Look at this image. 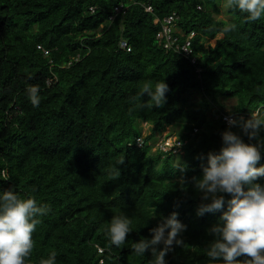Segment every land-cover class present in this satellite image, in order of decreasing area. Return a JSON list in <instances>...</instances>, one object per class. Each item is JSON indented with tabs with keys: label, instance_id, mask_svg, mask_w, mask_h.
I'll return each instance as SVG.
<instances>
[{
	"label": "trees",
	"instance_id": "16d2710c",
	"mask_svg": "<svg viewBox=\"0 0 264 264\" xmlns=\"http://www.w3.org/2000/svg\"><path fill=\"white\" fill-rule=\"evenodd\" d=\"M138 2L0 0V193L11 189L51 208L38 217L26 264H40L53 251L56 264H149L151 252L138 256L132 244L151 239L150 229L173 212L186 230L166 264H209V229L222 212L197 215L206 201L193 178H202L226 130L264 145V131L249 140L222 117H264V15L249 22L246 13L227 8L225 20L217 18L224 0H151L153 15ZM174 13L185 34H196L197 65L157 39L155 17ZM227 24L236 30L222 33ZM209 39L215 45L206 46ZM122 40L130 52L120 48ZM161 80L167 102L143 107L150 99L138 95L143 83ZM29 86L39 88L37 107ZM176 125L182 152L164 153L160 139ZM256 182L264 186V177ZM121 214L131 220L130 233L116 247L107 228Z\"/></svg>",
	"mask_w": 264,
	"mask_h": 264
},
{
	"label": "clouds",
	"instance_id": "9594fccd",
	"mask_svg": "<svg viewBox=\"0 0 264 264\" xmlns=\"http://www.w3.org/2000/svg\"><path fill=\"white\" fill-rule=\"evenodd\" d=\"M223 6L246 13L249 22L258 21L264 15V0H224ZM235 30V24H227L222 33ZM39 46L37 49L44 56L50 55L49 50ZM44 50L49 54L45 55ZM168 91L163 80L155 85L148 81L143 83L138 95L147 94L150 98L143 107L159 108L167 102ZM38 92V86L26 89L34 107L40 103ZM228 124L229 128L239 127L249 140L257 139L264 131V117L259 113L247 120L243 117L239 121L229 119ZM221 138L219 153H208L207 166H202V178H193L195 188L203 193L202 200L206 201L198 207L197 215L222 212L220 222L209 229L214 237L207 249L209 264H264V186L256 182L264 177V166L257 167L264 145L245 143L231 130L222 132ZM115 175H120L119 170H115ZM50 211L49 205H38L31 196L22 199L11 189L0 193V264H26L34 248L33 232L40 223L38 217ZM130 224L131 220L123 214L112 217L107 228L111 245L120 247L125 243ZM184 230L186 226L178 220V213L173 212L159 226L150 229L151 239H140L132 244V249L138 256L150 251L153 259L149 264H166L165 256L173 244L183 245L177 237ZM160 245L163 248H159ZM40 264H56V253L53 251L47 259L42 258Z\"/></svg>",
	"mask_w": 264,
	"mask_h": 264
},
{
	"label": "built area",
	"instance_id": "2783aa9c",
	"mask_svg": "<svg viewBox=\"0 0 264 264\" xmlns=\"http://www.w3.org/2000/svg\"><path fill=\"white\" fill-rule=\"evenodd\" d=\"M133 1H139V5H141L145 12L153 14L154 15V8L150 4L151 0H133ZM144 1V2H141ZM95 7H90V11L94 12ZM123 7L119 6L116 8V12L120 13L122 11ZM115 16L111 17L110 20H114ZM179 16L174 13L170 16L164 17L163 19H159L158 17H155L154 22L158 23L160 25V30L157 33V39L160 43L163 44L164 48L167 50H173L176 53L179 52L186 57H188L191 61V64L197 65L198 64V58L193 53L192 49V39L196 36L195 32H191L189 34H185L179 27L178 21ZM184 39V41H181V39ZM39 49H42L41 46L38 47ZM120 48L127 50L128 52L131 51V47L129 44L122 40L120 41ZM45 55H48L49 52L47 50H44ZM198 68V67H197ZM197 72L200 73L201 69H197ZM235 120V118L230 114H224L223 115V121L229 126L228 120ZM137 145L141 148L144 146V140L142 138L137 139ZM158 147L164 152V153H174L177 154L179 152H182V143L181 141L176 140L173 137H167L166 135L163 136V138L160 139V142L158 144ZM100 254L104 253L103 249L98 250ZM103 263V262H101Z\"/></svg>",
	"mask_w": 264,
	"mask_h": 264
},
{
	"label": "rangeland",
	"instance_id": "374dc122",
	"mask_svg": "<svg viewBox=\"0 0 264 264\" xmlns=\"http://www.w3.org/2000/svg\"><path fill=\"white\" fill-rule=\"evenodd\" d=\"M223 4H224V2H222V4H221V14L218 15L217 18H218V19L229 20V17H228L227 14H226V10H227V8H225V7L223 6ZM215 43H216V40H211V39H209V40H207V42H206V46H209V45H212V46H213V45H215ZM232 104H233V103L231 102L229 105H226V109H230V107H231ZM147 131H148V126L145 127L144 132H147ZM181 132H182V128H181L180 126L176 125V126L168 127L167 130H166V132L164 133V135H166V134H168V133H171V134L173 135V137L176 138L178 135L181 134ZM144 134H145V133H144ZM160 224H161V223H160ZM160 224H158V226H159ZM166 233H167V230H166ZM173 245H174V244H173Z\"/></svg>",
	"mask_w": 264,
	"mask_h": 264
},
{
	"label": "bare ground",
	"instance_id": "6f19581e",
	"mask_svg": "<svg viewBox=\"0 0 264 264\" xmlns=\"http://www.w3.org/2000/svg\"><path fill=\"white\" fill-rule=\"evenodd\" d=\"M145 127H146V125H145Z\"/></svg>",
	"mask_w": 264,
	"mask_h": 264
}]
</instances>
